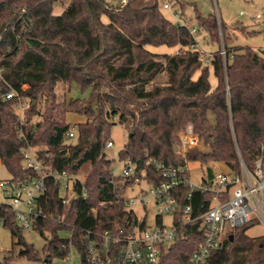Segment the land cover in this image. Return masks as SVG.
<instances>
[{
  "label": "trees",
  "instance_id": "1",
  "mask_svg": "<svg viewBox=\"0 0 264 264\" xmlns=\"http://www.w3.org/2000/svg\"><path fill=\"white\" fill-rule=\"evenodd\" d=\"M70 1V9L56 13L55 7H65L68 0H0V161L11 179L28 173L22 166L17 99L4 97L14 88L29 100L24 129L53 153L55 167L78 174L84 164H91L83 185L78 183L77 196L68 203L52 180L40 197L43 213L33 228L50 234L47 263L55 256L66 258L71 249L85 253L89 230L126 234L135 222L145 225L117 199L121 185L130 184L133 176L117 179L112 173L107 144L116 123L127 124L131 133L119 151L120 160L135 165L136 175L149 182L160 179L152 160L173 165L224 162L229 172H237L240 153L249 167L261 156L264 164L263 52L229 45L227 27L219 25L215 14H204L195 0H176L174 7L188 26L203 31L200 39L165 14L163 4L175 0ZM187 8L193 15H187ZM204 43L218 46L209 50L211 68L191 48ZM162 46L176 51L149 48ZM23 84L29 87L22 89ZM59 84L65 87L62 99L57 98ZM74 85L88 96L66 101ZM70 110L85 120L76 124L75 136L68 139ZM187 124H192L203 147L190 149L184 159L176 155L175 145ZM215 175L209 167L204 180ZM190 191L187 184L179 186L182 203ZM214 196L212 191L193 190L194 214L204 212ZM0 220L18 235L19 255L37 259L39 253L23 238L9 203H0ZM200 223V219L188 223L159 264H190L191 254L203 241ZM255 224L235 229L232 239L228 235L223 247L213 252V263L264 264V236L246 233ZM63 231L72 236L63 237ZM12 258L0 264H11Z\"/></svg>",
  "mask_w": 264,
  "mask_h": 264
},
{
  "label": "built area",
  "instance_id": "2",
  "mask_svg": "<svg viewBox=\"0 0 264 264\" xmlns=\"http://www.w3.org/2000/svg\"><path fill=\"white\" fill-rule=\"evenodd\" d=\"M214 2L216 4V0ZM175 3L176 0L165 2L163 9L169 11L180 26H188L179 10L175 9ZM241 14H245V11H241ZM255 18H262V14L257 13ZM217 19L221 26L218 15ZM188 27L196 37L198 27L196 25ZM191 48L200 53L207 65L205 60L208 59L203 56L204 49L198 44ZM259 50L264 53V47ZM222 54L226 57L225 48ZM27 87L28 84L22 85V89ZM4 97L17 99L15 110L19 121L18 135L22 141V166L28 173L21 178L5 179L2 184L18 225L21 228H32L34 221L43 213L39 200L47 191L50 180L59 184L65 203L77 196L78 183L83 185L84 181L78 174L55 167L52 163L53 153L48 147L35 143L29 137L23 127L26 108L29 106L28 98L14 88L7 90ZM75 131L76 125H71L66 132L67 138H73ZM113 145L112 140L107 144L108 147ZM193 148H201L200 138L192 124H188L179 134L175 153L186 159L189 150ZM152 162L160 174L157 182H149L143 176L136 175L135 165L130 163L124 166L121 174H116L114 168L112 169L114 176L123 179L133 176L130 184L121 185L122 191L117 194V199L122 202L124 208L136 213L140 223L144 220L145 225L141 226L135 222L134 229L126 234L108 229L87 231L85 253H80L81 258L84 256L90 264H159L163 253L169 250L179 232L187 231L188 223L200 219V224L204 227L203 241L191 254L190 264H214L213 252L223 247L225 238L235 229L250 222L261 223L264 226L263 156L253 167H249L239 153V171L219 172L211 180L203 179L198 184L192 182L190 178L188 162L182 165L156 160ZM112 182L116 183L115 179ZM182 184L189 185L192 191L202 189L214 192L215 196L204 212L194 214L192 191L188 193L186 202L182 203L179 200L178 188ZM137 188L138 190H135ZM100 204H105V201H101ZM150 206L155 208V225L147 223ZM71 236L72 233L68 232L67 237Z\"/></svg>",
  "mask_w": 264,
  "mask_h": 264
},
{
  "label": "rangeland",
  "instance_id": "3",
  "mask_svg": "<svg viewBox=\"0 0 264 264\" xmlns=\"http://www.w3.org/2000/svg\"><path fill=\"white\" fill-rule=\"evenodd\" d=\"M126 0H111L115 4H123ZM198 7L204 14H215L220 17V21L227 27V34L229 35L228 44L231 46L239 47H252L259 50L261 47H264V0H195ZM72 7V1L68 0V3L65 7L62 5H57L54 12L64 13ZM165 14L172 20L178 23V20L167 10L163 9ZM241 11H245V14H241ZM192 10L187 8V15H193ZM257 13L262 14V18L257 19L255 15ZM107 19V17H105ZM108 20V19H107ZM203 33V31H201ZM201 32H197V38L200 39L202 36ZM222 36V34H221ZM220 36V38H221ZM223 43V44H222ZM221 46L224 48V40L222 38ZM218 46L213 45V47L207 43L201 45V48L204 49L203 56L207 58V62L211 68L210 60L212 53L209 50H215ZM153 51L157 52H167L174 53L175 48L167 47H149ZM211 50V51H212ZM199 72H197L198 74ZM196 74V75H197ZM210 80L212 85L216 84V78L211 73ZM64 86L59 84L57 88V98L62 99L64 92ZM88 93H81L77 86H73L70 93L66 96V101H69L71 98H82L87 97ZM43 107V106H42ZM85 120V116L75 113L70 110L67 115V121L71 125H76ZM188 125V124H187ZM183 131L180 130L179 134ZM129 136V128L127 124L116 123L111 129V138L114 142L112 147L107 148V154L110 159L113 160V168L116 174H121L124 166L129 164L127 161L120 160L119 151L124 147L125 142ZM201 147H203L202 141L200 140ZM190 178L194 183H200L204 178L208 176V168L211 167L214 169L215 173L219 172H229V168L224 162H211L208 164H202L196 160H190L188 162ZM91 170V164L86 163L83 165L81 171L78 173V176L85 181L88 173ZM11 174L6 168V166L0 161V203H10L2 181L5 179H10ZM118 179V177H117ZM119 181V180H118ZM135 190H138L135 189ZM142 213V212H141ZM155 208L153 206L149 207V214L147 216V223L149 225H155ZM22 236L25 241L35 248L39 253L37 259H29L27 257L20 256L21 245L18 243V235L12 234V232L3 226L0 221V262H2L7 257H13L11 264H83L80 252L76 249H72L67 258H61L55 256L52 258L50 263L46 262L48 255L47 250H45V245L50 239V234L48 232L45 235H42L36 228H22ZM67 231L61 232L63 237H67ZM249 236H264V226L259 223L255 224L249 228L246 232Z\"/></svg>",
  "mask_w": 264,
  "mask_h": 264
},
{
  "label": "water",
  "instance_id": "4",
  "mask_svg": "<svg viewBox=\"0 0 264 264\" xmlns=\"http://www.w3.org/2000/svg\"><path fill=\"white\" fill-rule=\"evenodd\" d=\"M129 136H131V133H129ZM139 163H140L141 167H143L141 160H139ZM230 236H231V239H232L233 236L232 235H230ZM82 259H84V256H82Z\"/></svg>",
  "mask_w": 264,
  "mask_h": 264
},
{
  "label": "crops",
  "instance_id": "5",
  "mask_svg": "<svg viewBox=\"0 0 264 264\" xmlns=\"http://www.w3.org/2000/svg\"><path fill=\"white\" fill-rule=\"evenodd\" d=\"M103 20H104V21H107V19H105V17L103 18ZM211 83H212V81H211ZM213 86H214V85H213ZM0 221H1V220H0Z\"/></svg>",
  "mask_w": 264,
  "mask_h": 264
}]
</instances>
